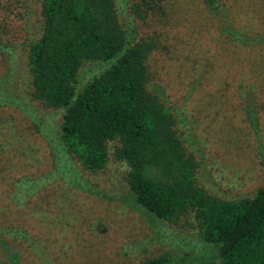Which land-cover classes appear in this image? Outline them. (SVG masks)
<instances>
[{
  "label": "rangeland",
  "instance_id": "obj_1",
  "mask_svg": "<svg viewBox=\"0 0 264 264\" xmlns=\"http://www.w3.org/2000/svg\"><path fill=\"white\" fill-rule=\"evenodd\" d=\"M223 2L235 27L264 33V0ZM26 3V38L18 42L38 32L36 1ZM158 4L139 21V37L153 43L145 61L148 84L163 88L182 119L175 128L184 153L192 155L196 185L218 199L250 196L264 175L238 91L241 85L257 98L264 150V51L229 42L201 0ZM7 61L0 53V77ZM12 64L9 84L20 92L26 82L21 49ZM78 78L80 87L85 74ZM35 111L57 126L59 109L35 104ZM28 121L17 108L0 107V264H125L156 256L198 264L213 255L200 243L192 213L157 222L131 202L125 162L110 156L93 177L54 170L44 139ZM20 176L37 179V186L15 195L12 181ZM86 183L103 194L84 190Z\"/></svg>",
  "mask_w": 264,
  "mask_h": 264
},
{
  "label": "trees",
  "instance_id": "obj_2",
  "mask_svg": "<svg viewBox=\"0 0 264 264\" xmlns=\"http://www.w3.org/2000/svg\"><path fill=\"white\" fill-rule=\"evenodd\" d=\"M35 1L37 36L18 42L26 34V0H0V53L8 60L0 77V107L17 108L36 128L54 170L73 178L98 176L113 156L128 166L131 202L155 221L193 214L200 243L213 253L198 264H264V184L250 196L231 200L198 187L192 155L184 153L175 128L182 119L163 88L148 84L145 61L153 43L139 37V21L160 0ZM201 1L229 42L264 51V33L235 27L223 0ZM18 48L26 65L20 92L9 84ZM81 73L86 79L79 87ZM238 96L264 175L257 98L241 85ZM35 104L59 109L57 126L36 115ZM36 181L14 179L15 195L29 184L37 186ZM86 185L84 190L103 194ZM170 263V257L156 256L125 264Z\"/></svg>",
  "mask_w": 264,
  "mask_h": 264
}]
</instances>
